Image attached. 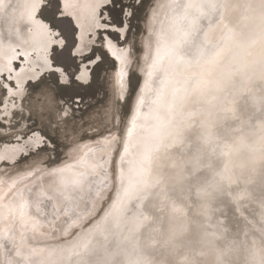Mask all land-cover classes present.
Listing matches in <instances>:
<instances>
[{
	"label": "snow or ice",
	"instance_id": "6c2138e0",
	"mask_svg": "<svg viewBox=\"0 0 264 264\" xmlns=\"http://www.w3.org/2000/svg\"><path fill=\"white\" fill-rule=\"evenodd\" d=\"M10 3L0 0V7ZM66 3L30 0V7L38 14L41 36L55 38L48 71L61 91L75 98L90 89L114 53L97 55L102 50L92 49L77 54L78 17L66 10ZM139 3L85 0L91 9L90 25L102 42L111 32L116 40L125 39V34L132 38L123 17L134 18L135 13L124 9H135ZM154 7L157 12L168 8L171 15L162 21L166 31L161 28L144 86L152 99L145 115V95L132 93L127 99L129 106L135 102V114L128 119L125 113L121 124L113 117V126L120 129V137L114 138L119 150L111 164V183L104 184L99 215L86 225L65 220L58 230L65 239L41 259L9 249L0 264H264V0H169ZM229 8L243 10L231 21L233 27L224 23ZM105 12L118 17L119 27ZM222 23L231 45H210L208 32ZM256 46L257 53L249 59L247 50ZM193 68L197 70L189 71ZM122 77L121 73V87ZM49 144L45 138L43 147ZM161 148L175 150L179 164L161 167ZM133 150L137 159H126ZM48 176L77 199L86 191L100 196L90 187L98 179L95 166L82 158L50 169ZM30 177L39 178V173L29 171L19 181L12 180V187ZM209 203L217 210L220 205L229 207L231 215L221 212L209 219L202 211ZM46 207L59 218L54 204ZM28 208L27 203L20 205L21 220ZM34 210L40 212L38 206ZM221 216L228 219L227 225Z\"/></svg>",
	"mask_w": 264,
	"mask_h": 264
},
{
	"label": "bare ground",
	"instance_id": "6f19581e",
	"mask_svg": "<svg viewBox=\"0 0 264 264\" xmlns=\"http://www.w3.org/2000/svg\"><path fill=\"white\" fill-rule=\"evenodd\" d=\"M168 2L169 0H155L154 5L158 6L167 4ZM154 5L151 7L147 19L146 55L148 57L145 63L143 62L144 60L142 61L144 66H142V68L139 70L142 76V82L136 97L145 95V82L149 80L147 73L151 70L150 64L155 57L156 43L159 39L161 28L163 27L166 31V23L162 24V21L165 17L171 15L170 9L161 7L159 12H157ZM65 7L68 12H71L73 15L78 17L80 31L78 34L79 45L77 48V53L80 54L81 50H83L84 53H87L93 42L92 39H90V34L93 33L94 35L97 32V29L92 28L89 22V14L91 9L85 6V0H67ZM99 11L100 8H97V14ZM242 14V9L233 10L232 8H229L228 12L225 14V23L228 24V27H233V23L231 21L239 19ZM220 26L221 24L212 28L208 32L207 39L211 40L212 44H219L225 41H227L228 44L231 43L230 40H227L228 30L226 29L227 31H224L221 35L219 31ZM41 31L42 29L38 20V14L30 7V0H11L8 8L0 7V79H2L4 84L8 87L9 96H16L17 101L18 99L21 101L25 96L26 89L24 88L28 83L36 82L40 80L44 74L50 73L48 71V67L52 63L53 43L55 38L53 37L52 41H49L45 37L41 36ZM214 40L219 41L215 43ZM105 48L110 54L114 53V55L110 56L114 59V61H116L118 65V72L116 76L118 89L120 90L119 96L124 98L127 92L128 78L131 73L130 68L132 65V57L125 53L127 52L125 48L123 49L119 47V45L117 46L110 38L107 40ZM247 51L251 53V55H249V59H252L258 51V46L250 48ZM46 58L48 61V66L45 65ZM17 61L19 62L20 67L16 66ZM9 68L11 71H9ZM189 71H192V69H189ZM121 73L123 74L122 87L120 83H118V81L121 80ZM6 76H8L9 80L13 82V85L8 82V79H4ZM151 86L155 87V80L152 81ZM5 88L6 87H4V89ZM166 98L169 101L171 100V88L167 90ZM151 99L152 93L149 91L145 95V108L142 110L145 115L148 113L147 106ZM5 107H8V111H6L8 114H10L15 105L10 104L7 101ZM135 107V102H133L132 110L128 119H131L132 115L135 114ZM114 138L118 139V136L115 137L114 135H111L107 139H96V141L88 140L82 144L80 143L79 146L70 152L71 155L67 157L68 159L70 158L68 162L54 166L53 168L46 169V172H43L44 175L39 176V182L35 181L37 178H30L27 181L18 183L15 187H12V180L19 181L21 176L27 175L28 172L32 170L22 171L15 174L14 176L0 174V177L2 178H0V203L3 204L0 206V232L3 228H5V226H9V223H15L18 226V222H20L19 226L21 228L16 229V232L18 237L21 238L22 243L33 247L34 245L42 247L49 244H56L59 239L57 237H60V235H58V230L61 228V225L65 220L61 218L58 220L57 218L55 219V217L52 215V212L49 211V208L46 207V205L50 203L54 204L55 209H53V211H55L56 214L60 213L63 215L66 213L67 216H69L68 213L70 210H72L71 208L74 205L77 209L83 210L84 212H86L87 209L91 210V207L97 203L98 196H94L92 192L86 191L82 194L83 200L80 199L81 201L79 202L76 200L77 202H74V205L71 204L73 201L70 202V198L69 200L67 198L70 197V195L73 197L75 194L65 191L61 186H59L58 180H53L50 178L48 176L49 170L64 167L66 164H74L76 159L82 158L90 167L95 166V175L98 176V179H95L94 183H92L90 187L93 192L99 190L101 193L104 184L110 181L108 180L105 173L108 170V173L111 174V172H109L108 164L112 159V153L114 149L113 147L116 144ZM108 141H113V143L109 144ZM19 152L20 150L14 152V154L12 153L11 157H9V160L12 163L15 159H17V157H20ZM159 156L160 159L158 163L161 167H165L173 161L179 164V157L176 155L175 150L165 152V150L161 148ZM126 159H137L134 154V150L133 154L126 157ZM40 165L35 168L36 170L34 171H42L43 166ZM11 189L15 191H13V193L7 194V191ZM49 196L52 197L51 201L47 199ZM84 200L86 203H84ZM25 202L34 204V207L38 206L40 208V212H33L31 217L23 218L22 220L19 218L16 219L17 213L21 211L20 205ZM237 207H239V204H237ZM249 207L254 206L249 205ZM10 209L11 212L9 211ZM185 210L190 211L187 208H185ZM202 211H206L208 213V218L211 220H214L220 215L221 212L231 215V209L229 207L220 205L219 210H217L215 203H212V206L211 203L207 204V206L202 209ZM240 212L243 213L244 216H248L250 220L252 219V217L249 216L248 212L244 208L241 207ZM27 214L28 213H26L25 216H27ZM73 217H75V214ZM220 218L225 225L229 223L228 219H226L224 216H221ZM255 223L256 221L253 220V224ZM64 227L67 228V225H64ZM47 228H50V231L52 232L51 235L53 236H45L46 232H48ZM54 231L56 232L55 234L53 233ZM54 238L57 240H54ZM26 251L30 252V249L29 251L28 249ZM5 257L7 256H4V253H2L0 250V261H2Z\"/></svg>",
	"mask_w": 264,
	"mask_h": 264
},
{
	"label": "rangeland",
	"instance_id": "374dc122",
	"mask_svg": "<svg viewBox=\"0 0 264 264\" xmlns=\"http://www.w3.org/2000/svg\"><path fill=\"white\" fill-rule=\"evenodd\" d=\"M132 2L133 0H123V5H128ZM154 4L155 0H140L137 8L124 9L126 13L129 11L135 13L134 18L128 17L127 15L123 17L125 23L132 29V38L130 40L127 39L126 34L125 39L116 40L115 32L109 33L112 42L123 49L125 48L127 51L125 53L132 57L127 92L121 100L116 76L118 65L110 55L108 56V62L104 65L103 70L98 73L97 77H94L95 83L92 84L89 90H81V94L75 98L74 95L65 94L61 91V86L56 84L51 73L44 74L41 79L36 82L28 83V86L26 85L24 88L26 89V94L21 101L18 99L19 102L16 96H9L8 87L4 84L2 79H0V85H3V87H0V100L3 101V104L0 105V174L14 176L22 171H34L36 170L35 168L42 163L40 166H43V169L42 171H38L39 176H42L44 175L43 172H46V169L68 162L70 158L68 159L67 157L71 155L70 152L79 146L80 143L82 144L88 140L96 141V139H107L111 135L115 137L118 136V138L120 137L119 127L113 126V117H115L117 124H121L125 120V113H127V118L130 116L132 105L129 106L127 97L134 93V87L137 83L138 73L136 74L135 70L140 72L139 70L144 66L143 64L148 57L146 55L147 19L149 11ZM123 5H117L116 8L118 9ZM105 17H112L110 22L119 27L118 17L114 16L113 13L105 12ZM224 23L219 27L221 35L224 31H227V28L224 27ZM90 35V39H92L93 42L89 51L85 54H89L92 49L102 50L98 52L97 55H102L103 52L109 53L105 48L107 41L102 42L100 40L98 30L94 35L93 33ZM214 41L217 43L219 40ZM208 42L212 44L211 40H208ZM137 47L142 50L138 51ZM81 59H83V57H81ZM16 66L20 67L18 61ZM196 70L195 68L192 69V71ZM45 76L48 77L47 82L41 83ZM8 82L13 85L12 81L9 80ZM4 87H6V91ZM9 99L14 100L10 101ZM7 101L15 105L10 114L7 112L8 107H5ZM45 138L50 141V144L46 148L43 147ZM42 148L43 150H41ZM113 148L112 159L108 164L109 172H111V164L115 160V152L119 150V144L116 143ZM19 150L20 157L14 160L15 163H12L9 157H11L12 153L14 154V152ZM106 172L108 173V170ZM30 178H37V180H35L36 182H39L40 179L38 177ZM107 178L110 180V174ZM109 182L111 183V181L107 183ZM103 188L100 196L97 197V203L91 207V210L87 209L86 212H84L83 210L77 209L73 203L83 199L80 200L77 199L75 195H73V197L70 195V197H66L68 200L70 198V202L73 201L71 204L74 205L71 208L72 210L69 209L70 212L68 214L70 217L65 214H63L65 215L63 216L60 213H57L56 216H59L58 219H68L69 222L71 220H76V223L86 225L92 218L98 216L100 213L102 207L100 197L106 195ZM13 191L15 190L11 189L6 193H13ZM85 200L84 203H86ZM25 203L29 205V208L24 210L23 218L31 217L33 212L36 213L34 204ZM2 205L3 204L0 203V206ZM19 212L17 213L16 219H20ZM26 213H28L27 216H25ZM74 214L75 217H73ZM81 217L84 219L81 220ZM9 224V226H5L0 232V250L4 253V256H7L9 249H11L12 251L20 252L22 257L38 260L45 257L50 247L55 244L42 247L34 245L33 247L22 243L21 238L18 237L16 232V229L21 228L19 226L20 222H18L19 227L15 223ZM47 230L48 232H46L45 236H50L52 234L50 228H47ZM53 233L55 234L56 232L54 231ZM57 238H59L58 241L65 239L63 236ZM54 240L57 239L54 238ZM27 249L28 251L30 249V252H27ZM33 250L36 255L30 256L29 254Z\"/></svg>",
	"mask_w": 264,
	"mask_h": 264
},
{
	"label": "water",
	"instance_id": "95a60500",
	"mask_svg": "<svg viewBox=\"0 0 264 264\" xmlns=\"http://www.w3.org/2000/svg\"><path fill=\"white\" fill-rule=\"evenodd\" d=\"M229 45H231V43H229ZM104 53V52H103ZM115 65V64H114ZM136 71V74H137V83H136V85H135V87H134V94H135V96H136V94L138 93V91H139V88H140V85H141V82H142V76H141V74H140V72H137L138 70H135ZM211 206H212V203H211Z\"/></svg>",
	"mask_w": 264,
	"mask_h": 264
}]
</instances>
